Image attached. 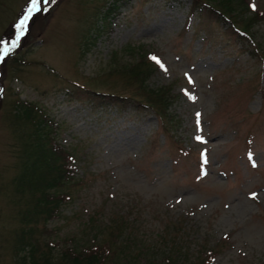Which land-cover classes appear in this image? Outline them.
Returning a JSON list of instances; mask_svg holds the SVG:
<instances>
[{"label":"rangeland","instance_id":"rangeland-1","mask_svg":"<svg viewBox=\"0 0 264 264\" xmlns=\"http://www.w3.org/2000/svg\"><path fill=\"white\" fill-rule=\"evenodd\" d=\"M194 1L59 0L0 65V264H17L23 231L39 256L116 228L121 264H264V17L247 37ZM230 1L242 18L245 2L264 12V0ZM28 3L0 0V38ZM145 61L155 63L147 86L173 87L166 121L137 104L147 87L132 73ZM27 103L75 156L78 181L50 190L66 193L51 217L35 212L43 188L22 178Z\"/></svg>","mask_w":264,"mask_h":264},{"label":"trees","instance_id":"trees-1","mask_svg":"<svg viewBox=\"0 0 264 264\" xmlns=\"http://www.w3.org/2000/svg\"><path fill=\"white\" fill-rule=\"evenodd\" d=\"M201 6L210 8L211 10L219 13L228 23L231 22L234 28L240 29L246 36H251L249 30H251L253 23L258 19H263L264 12L260 10H253L248 3H244L246 6V12L252 15L242 18L238 13L236 14L235 5L230 0H195ZM253 11V12H252ZM242 15L245 16L243 12ZM236 23L242 24V26L236 25ZM263 52V53H262ZM261 52V56L264 57V51ZM152 62V63H151ZM145 61L140 65L136 73L133 74L135 81L139 82L142 87H147L145 91L146 97L144 100H138L137 104L141 106L150 107L155 114L162 117L164 121L168 118L169 105L174 100L173 87L163 86L161 88L153 89L147 86L148 75L150 71L155 70L150 67V63ZM145 78V79H144ZM27 107L31 110L28 114L23 107V112L26 114V120L30 122L35 130L28 135L27 149L28 158L26 167L23 170L22 178L27 180L29 187L32 189L43 188V196L38 201L43 202V205L39 211V203L37 204L35 212L43 213L45 215L48 211V217L56 215L59 210V202L65 198L62 193L52 192V189L63 188L68 183L76 184L78 181L76 174L74 173V167L72 166V158L75 156L60 147L56 141H51L50 133L48 130H44L46 126H49L46 121V115L42 109L37 105H30L27 103ZM33 113L40 116V119L34 116ZM48 124V125H47ZM71 159V162H61V159ZM54 189V190H55ZM46 203V204H45ZM50 204V206H49ZM49 209L46 210V208ZM121 229L116 228L111 231V238L103 243L96 242L91 246H87L82 249H77L76 246L65 248L64 251L57 257L56 252L47 244L48 249H41V254L37 256L35 253L40 250L37 243L32 242V237L23 231L17 240L16 254L17 264H121L116 262L114 257H119L118 253L113 249L114 242L120 239ZM37 247V248H36ZM116 250V249H115ZM212 258L211 256L209 259ZM122 259V258H121ZM208 261V259L206 260ZM158 264V263H156ZM205 264H207L205 262Z\"/></svg>","mask_w":264,"mask_h":264},{"label":"snow or ice","instance_id":"snow-or-ice-1","mask_svg":"<svg viewBox=\"0 0 264 264\" xmlns=\"http://www.w3.org/2000/svg\"><path fill=\"white\" fill-rule=\"evenodd\" d=\"M59 0H29L28 7L24 12L23 16L18 19V21L14 24V35L10 39L0 38V65L6 62V59L9 58L17 49H19L22 45L23 40L27 37L29 32L31 31V26L35 20V18L40 14H47L51 11L54 5H57ZM250 7L255 10L256 5L252 4ZM159 68L165 73L168 72L167 66L162 62V60L157 56L150 57ZM189 84H194V81L191 76L187 73ZM3 93V89L0 88V94ZM185 95L192 101H195L197 97L187 90H185ZM196 125L197 129L200 130L201 126V113H196ZM196 139L201 142H205L203 138L199 135L196 136ZM204 157V163H207L206 155L202 154ZM251 158V156H250ZM203 174H207L206 172ZM251 198H257L256 193L251 194ZM179 202V201H178Z\"/></svg>","mask_w":264,"mask_h":264}]
</instances>
